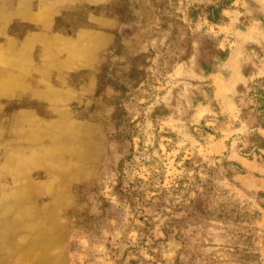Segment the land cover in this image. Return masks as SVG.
I'll use <instances>...</instances> for the list:
<instances>
[{"label":"rangeland","instance_id":"rangeland-1","mask_svg":"<svg viewBox=\"0 0 264 264\" xmlns=\"http://www.w3.org/2000/svg\"><path fill=\"white\" fill-rule=\"evenodd\" d=\"M0 264H264V0H0Z\"/></svg>","mask_w":264,"mask_h":264},{"label":"trees","instance_id":"trees-1","mask_svg":"<svg viewBox=\"0 0 264 264\" xmlns=\"http://www.w3.org/2000/svg\"><path fill=\"white\" fill-rule=\"evenodd\" d=\"M260 93L258 92V95H259Z\"/></svg>","mask_w":264,"mask_h":264}]
</instances>
